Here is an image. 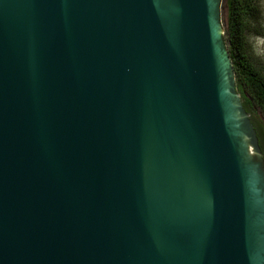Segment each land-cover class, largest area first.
I'll use <instances>...</instances> for the list:
<instances>
[{
    "label": "water",
    "instance_id": "obj_1",
    "mask_svg": "<svg viewBox=\"0 0 264 264\" xmlns=\"http://www.w3.org/2000/svg\"><path fill=\"white\" fill-rule=\"evenodd\" d=\"M222 3L0 0V264H264Z\"/></svg>",
    "mask_w": 264,
    "mask_h": 264
},
{
    "label": "trees",
    "instance_id": "obj_2",
    "mask_svg": "<svg viewBox=\"0 0 264 264\" xmlns=\"http://www.w3.org/2000/svg\"><path fill=\"white\" fill-rule=\"evenodd\" d=\"M256 1L261 0H226L225 6L228 10L229 27L227 29V37H225V39L234 64L238 92L245 97L244 92L247 88L250 91L253 101L264 111V76L257 73V69L254 68V65L252 66V64L248 61L242 50L241 42L236 41L237 33H235V28L239 25L240 19L243 17L249 20L256 19V15L252 11V6ZM261 26L264 30L263 17ZM245 28L248 30V27ZM238 36L240 39L244 38L242 30ZM242 44L245 43L242 42ZM244 86H246V88ZM245 108L248 112H250L251 106L249 107L245 105ZM258 130L260 132L259 127ZM258 137L264 153V142L261 132L258 134Z\"/></svg>",
    "mask_w": 264,
    "mask_h": 264
},
{
    "label": "rangeland",
    "instance_id": "obj_3",
    "mask_svg": "<svg viewBox=\"0 0 264 264\" xmlns=\"http://www.w3.org/2000/svg\"><path fill=\"white\" fill-rule=\"evenodd\" d=\"M225 4L226 0H223L222 18L225 29V37H227V29L229 27V16ZM252 8L253 13L256 15V19L249 20L245 19L244 17L240 19L239 25L235 28V33H237L236 41L241 42V47L244 52V55L252 64V66L254 65V68L257 69V73L262 74L264 76V30L261 26L262 17L264 18V0L256 1ZM245 27H248V30ZM241 30L242 35L244 37L243 39H240L238 36ZM242 42L245 44H242ZM244 87L246 88V86ZM244 94L245 97L240 93L242 102L246 99L250 100V113L258 124L260 132L263 135L264 142V111L253 101V98L250 95V91L247 88L245 89Z\"/></svg>",
    "mask_w": 264,
    "mask_h": 264
},
{
    "label": "flooded vegetation",
    "instance_id": "obj_4",
    "mask_svg": "<svg viewBox=\"0 0 264 264\" xmlns=\"http://www.w3.org/2000/svg\"><path fill=\"white\" fill-rule=\"evenodd\" d=\"M243 105H244V107H245V105H247V106L250 107V105H251L250 100H248V99L244 100V101H243ZM249 114H250L251 120L253 121V123H254V125H255L257 131H258V134H260V132H259V130H258V124H257L256 121L254 120V118L251 116V113H250V112H249Z\"/></svg>",
    "mask_w": 264,
    "mask_h": 264
}]
</instances>
